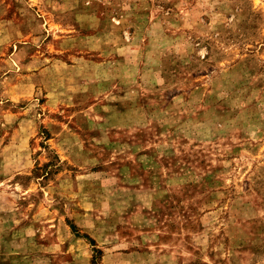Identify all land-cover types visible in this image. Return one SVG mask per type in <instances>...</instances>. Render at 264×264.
Wrapping results in <instances>:
<instances>
[{
    "label": "rangeland",
    "instance_id": "rangeland-1",
    "mask_svg": "<svg viewBox=\"0 0 264 264\" xmlns=\"http://www.w3.org/2000/svg\"><path fill=\"white\" fill-rule=\"evenodd\" d=\"M0 264H264V0H0Z\"/></svg>",
    "mask_w": 264,
    "mask_h": 264
}]
</instances>
